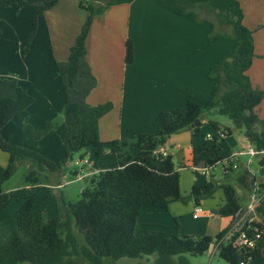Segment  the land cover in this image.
<instances>
[{
    "label": "trees",
    "instance_id": "16d2710c",
    "mask_svg": "<svg viewBox=\"0 0 264 264\" xmlns=\"http://www.w3.org/2000/svg\"><path fill=\"white\" fill-rule=\"evenodd\" d=\"M59 0H0V7H33L30 18L32 33L36 31L44 12ZM132 0H79L81 8L88 13L74 43L69 48L65 61L56 62L64 95L63 113V159L55 163L36 151L13 144L0 133V150L8 154L5 168L0 169V210L13 200L19 201L14 211L16 228L0 244V264H66L69 259L81 257L90 264H100L107 257L111 262L122 258H138L154 255L153 264H189L183 254L200 255L222 238L234 214L240 206L235 188L225 178H213L202 184L191 186L188 198L198 205L204 198L222 189L225 202L219 210L230 223L215 236H193L170 234L162 230H146L142 235L134 233L137 217L145 206L167 211L169 203L185 201L179 188V173L172 156L155 153L171 134L186 130L198 132L192 126L202 114L219 104L218 112L226 115L233 128L241 130L249 144L260 154L264 151V119H259L255 110L264 98V90L253 86L247 73L254 57L252 30L243 23V11L238 0H158L174 13L186 16L200 24H207L208 43L229 37L233 47L229 54L218 57L208 71L213 83L210 97L203 103L187 99L179 107L160 111L155 119V130L139 132L133 136L130 148L133 157L117 156V140L101 141L98 135V120L112 107L107 101L97 105L86 102V96L95 86V78L85 60V41L95 14L102 13L111 5ZM211 12L215 21L200 17V12ZM231 28V35L226 29ZM29 40L25 41L28 46ZM133 59V44L125 45V62ZM0 85L11 88L14 96H0V131L11 120H17L29 131L32 141L39 140L56 127L48 121L42 130H34L25 121L33 97L14 78H1ZM213 130L230 136L232 129L208 120ZM258 124L261 127L258 128ZM215 137V138H214ZM210 144H202L191 150V166L202 165L213 168L223 160L222 142L216 136ZM224 139V138H223ZM116 155V164L96 165L91 172L87 187L80 191L75 202L66 200L58 193L57 215L45 218L34 210L33 194L22 189L1 192V185L16 171L20 162H26L28 171L24 175L25 185L38 184L43 172L56 173L72 159L74 153L90 149L97 159L105 155V149ZM84 156L88 152H83ZM259 155V154H258ZM83 156V158H85ZM98 161V160H97ZM258 187L264 190V158L259 159ZM227 170V169H226ZM60 183L55 184L59 188ZM258 219L254 224L264 228V197L257 206ZM176 220V218H174ZM177 227V222L175 221ZM218 256L229 264H240L250 257L249 264H264V230L257 245L248 250L236 247L231 242L217 246Z\"/></svg>",
    "mask_w": 264,
    "mask_h": 264
},
{
    "label": "crops",
    "instance_id": "0c3cea01",
    "mask_svg": "<svg viewBox=\"0 0 264 264\" xmlns=\"http://www.w3.org/2000/svg\"><path fill=\"white\" fill-rule=\"evenodd\" d=\"M238 1L243 11L242 23L252 30L254 42V57L247 73L253 86L264 90V0ZM32 12L31 6L0 7V77L14 78L33 97L25 121L34 130L44 129L48 121L56 122V127L37 141L29 138V131L17 120L7 122L0 133L3 138L19 146L31 148L35 144L43 147L39 154L53 162H60L63 159L62 110L65 99L56 62L66 60L88 12L80 7L79 0H59L44 12L34 33L30 23ZM208 30L207 24L178 15L158 0L119 3L94 15L85 41V60L95 78V86L86 96V102L90 105L107 101L112 103L111 109L98 120L101 141L117 140L119 146L124 141L133 142L136 133L154 131L155 119L160 111L179 107L187 99L204 102L210 97L213 83L208 78V71L218 57L231 52L233 42L228 38L210 44ZM128 39L133 44L131 62L124 60ZM26 40H29L28 46L25 45ZM0 96H14V91L0 85ZM259 107L264 113V98L256 106V112ZM218 132L213 130V133L207 134L216 136L218 140L226 138H219ZM192 133L196 135L198 132L190 129L174 133L169 140L176 137L192 144ZM173 147L179 148V144ZM189 147L192 150L193 147ZM82 151L90 153V149ZM105 151L111 152L109 148ZM110 154L116 158L114 153ZM7 161L8 154L0 150V169L5 168ZM114 164L116 161L111 163ZM195 167L198 166H191L192 170ZM225 167L226 163L223 165L224 171ZM208 170L202 173L205 177ZM80 171L84 172V169ZM239 174L244 175L240 172L236 176ZM240 188V196L246 204L251 191L248 189L245 193ZM14 189H22L28 194L30 185ZM1 192L4 191L1 189ZM222 196L224 204L223 191ZM207 198L198 205L191 199L193 217L214 214L205 213L200 206ZM178 203H169L164 212L176 215ZM198 208L201 210L195 213ZM223 218L227 219V223L218 232L230 223L229 217ZM151 224L158 225L154 222ZM217 246L212 245L205 253L217 251Z\"/></svg>",
    "mask_w": 264,
    "mask_h": 264
},
{
    "label": "rangeland",
    "instance_id": "374dc122",
    "mask_svg": "<svg viewBox=\"0 0 264 264\" xmlns=\"http://www.w3.org/2000/svg\"><path fill=\"white\" fill-rule=\"evenodd\" d=\"M200 17L209 18L215 21V16L211 12H200ZM226 33L228 35H231V28H227ZM229 37H226L224 39H228ZM229 39L233 42L231 38ZM261 108L262 107H259L257 115L259 119H264V113ZM218 109L219 104H216L214 107H211L205 112L207 119L201 123L198 129V133L196 135H193L192 133V144H189L188 141L174 137L173 140H169L168 138L166 142L162 145L166 152L172 156L174 165L178 170L180 179V193L182 196L185 197V201H179V210L176 215H171L167 212L160 211L157 207L153 206L143 207L137 217V221L135 224L134 233L136 235H142L146 230L153 229L162 230L168 233L178 235L182 234L193 236H213L215 233L221 230L223 225L227 223V219L221 217L219 214V210L223 206V196L221 189H217L211 197H208L200 204V206L204 209L205 213L213 212L214 215L212 217L206 215L196 218L193 217L192 214V201L188 198L189 191L191 189L190 187L194 182L200 185L206 179L210 180L213 178L215 181H220L225 178L235 188V192L239 198L240 205L245 206V200L243 201V198L240 196L242 194V190L240 187H242L243 190L246 191L245 193H247L248 189L250 192L253 186V177H255L256 180H259V159L264 158V152L256 156L239 154V152L248 147V142L244 139L243 132L241 130L233 128L231 120L226 115L220 114L218 112ZM208 120H213L216 122L218 121L222 125L231 128L232 134L230 136H226V138H224L223 140L219 139V141L223 144V160L215 164L212 169H209L207 172V176L205 177L202 174V165H198V167H195V169L192 170L193 168H191L190 166L192 156L189 145L194 147L201 144H210V140L205 137L208 132L213 133V129L210 126ZM259 127H261L260 124H258V128ZM174 144H179V148L173 147ZM130 145L131 142H121L117 156H120L122 159L127 157L131 158L135 156L136 152L130 148ZM32 148L35 150H33ZM27 149L36 151L37 153L39 151H43V147L39 148L35 146V144L34 146H31V148ZM83 152L84 151H79L77 153H74L72 159L69 160L59 172L49 173L45 171L38 176V184H30L28 194H33L34 196V210L43 213L45 218H53L57 215L58 193H60L68 201H77L79 199L80 191L87 187V185L89 184L90 178L92 177V173L90 172L92 170L94 171L96 165H111V163H115L116 161L115 156L107 152L105 153V155H102L99 159H97L98 161L93 156V154L87 153L85 154V159L88 160L87 163H75L77 159L83 158ZM231 153L232 155H234L233 157L235 160L234 163L236 164V167L226 166L224 171L223 165L226 163L225 159L228 158ZM62 157H64L63 148ZM249 158L251 159V164L250 166H247L245 161H247V159ZM240 163H242V166H240ZM81 168L84 169V172L80 171ZM27 171V163L24 161L20 162L14 174L1 185V189L7 193L16 187L23 188L25 186L24 175L27 173ZM194 171H196V173ZM240 172H243L244 175L239 174L238 176H236ZM85 173L87 174L84 175ZM57 183L61 184L59 188H55V184ZM246 183L247 185H249V187L246 185ZM17 207L18 201L17 199H15L4 209L0 210V244L3 243L7 239L8 235L16 228L14 211ZM174 218H176V220H174ZM255 218L258 219L257 214ZM175 221L177 222V227L175 225ZM153 222L157 223L158 225L151 224ZM211 252L212 250L208 253L204 252L200 255H183L188 259L189 264H229L226 261L222 260L218 256V253L216 251H214L213 253ZM153 260L154 255L143 256L138 258L122 257L115 260L114 262H111L109 258L104 257L101 259L100 264H153ZM66 264L90 263L81 257H76L69 259Z\"/></svg>",
    "mask_w": 264,
    "mask_h": 264
},
{
    "label": "built area",
    "instance_id": "2783aa9c",
    "mask_svg": "<svg viewBox=\"0 0 264 264\" xmlns=\"http://www.w3.org/2000/svg\"><path fill=\"white\" fill-rule=\"evenodd\" d=\"M219 138H223L224 135L221 131L218 132ZM206 138L208 140L213 139V135L207 134ZM155 153H159L162 155H167L168 153L166 150L162 147L159 146L157 149L154 150ZM239 154L243 155H251V156H256L260 154V152L256 151L250 144H248V147ZM234 155H231L227 158L226 160V166L228 167H236V164L234 163ZM79 164H84L87 163L88 160L85 158H79L75 161V163ZM250 160L246 162L247 166H250ZM80 170H83L82 168ZM206 170H208V167H203L202 173H206ZM98 169H94L91 172H97ZM90 172V173H91ZM85 173L84 175H86ZM255 181V180H254ZM58 187V186H56ZM264 197V190L262 191L256 181L253 182V186L251 189V192L248 196L247 202L245 206H239L238 209L236 210L234 214V219L233 222L230 224L229 228L225 232V234L220 238L216 245L220 244L221 242H231L234 244L236 247L243 249V250H248L254 248L259 240L262 238L263 234V227H259L254 224V221L256 220V209L257 206L259 205L260 201ZM198 210H201L200 208L195 209V213L198 212ZM214 214L209 213V216H213ZM249 259L250 257L243 259L240 261V264H249Z\"/></svg>",
    "mask_w": 264,
    "mask_h": 264
},
{
    "label": "water",
    "instance_id": "95a60500",
    "mask_svg": "<svg viewBox=\"0 0 264 264\" xmlns=\"http://www.w3.org/2000/svg\"><path fill=\"white\" fill-rule=\"evenodd\" d=\"M203 121H205V115H204V114L200 115V116L194 121V123H193L192 126H200L201 123H202ZM246 141H247V140H246ZM247 142H248V141H247ZM248 144H249V142H248Z\"/></svg>",
    "mask_w": 264,
    "mask_h": 264
}]
</instances>
